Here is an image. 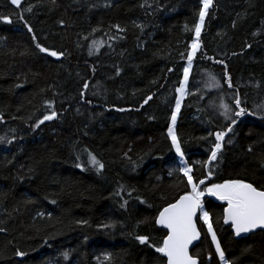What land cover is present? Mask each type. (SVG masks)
<instances>
[{"label": "trees", "instance_id": "trees-1", "mask_svg": "<svg viewBox=\"0 0 264 264\" xmlns=\"http://www.w3.org/2000/svg\"><path fill=\"white\" fill-rule=\"evenodd\" d=\"M201 7L200 0H0V264L166 262L155 247L167 232L155 219L190 190L167 129L193 39L199 48L174 129L193 181L211 171L201 190L230 179L264 186V0H212L197 38ZM37 43L64 55L40 52ZM235 93L249 114L229 132L218 105L223 97L233 106ZM218 131L221 150L205 166ZM87 153L104 165L99 172ZM201 205L229 264H264V231L237 239L223 220L226 201L205 193ZM198 223L203 239L192 255L222 264Z\"/></svg>", "mask_w": 264, "mask_h": 264}, {"label": "snow or ice", "instance_id": "snow-or-ice-1", "mask_svg": "<svg viewBox=\"0 0 264 264\" xmlns=\"http://www.w3.org/2000/svg\"><path fill=\"white\" fill-rule=\"evenodd\" d=\"M11 3L18 6L20 5L21 0H11ZM200 3L202 4V7L199 10V21L194 26V32L197 38L201 33L206 11L212 4V0H200ZM30 10V6L25 9V11ZM3 19L5 21L8 20L7 17H3ZM20 19H23L22 16ZM24 26L29 32H32V28L28 26L26 22ZM116 27L118 28L119 26ZM32 39L34 41L36 40L35 35H33ZM93 43L96 45V42ZM36 47L40 52L48 53L52 57H60L64 55L63 52H57L54 50L50 51L48 48L41 46L39 43L36 44ZM190 48L191 50L187 52L188 66L183 68V79L180 81V86L175 88V93L177 94L175 98V108L171 112V124L167 129L168 137L171 140V148L174 149L175 153L180 157L182 163L184 153L181 149V143L173 130V125L176 122L177 113L181 107V101L186 95L185 85L189 78V69L191 67L193 56L199 48V43L196 39H193ZM220 63H223V61H220ZM225 76L227 77V73H225ZM210 79L212 82L211 87H220L219 81H217L214 76L210 77ZM226 83L229 88L232 87L230 79L226 80ZM83 88L87 89L88 84L85 83ZM81 96H83V93H81ZM48 103L49 107H51V102ZM232 105L233 106H230L225 103L223 97H221L220 104L218 105V108L222 110L221 114L224 118L226 120H230L226 129L229 132L232 130V125L236 124L237 120L241 116L249 114L248 110L241 106V100L238 93L233 95ZM259 107L264 110V105ZM250 114L256 115L254 112ZM56 115L57 113L55 111H52L49 115H44L41 120L37 121V125L43 123L44 121L53 119ZM209 135L213 134L209 133ZM214 135L215 143L210 148L211 154L208 156L205 166H207L209 162L217 159V153L221 150V141L225 136V132L218 131ZM3 139V137H0V140ZM229 143H231V141H229ZM77 159H79V157H77ZM86 163L95 167L98 172L104 167V165L100 163L91 153H87ZM76 167L82 168L83 165L77 163ZM178 171L183 173V176L186 177L187 185L190 190L181 195L174 203L167 204V206L163 207L159 211V215L156 217L155 223L163 225L167 229V235L163 237L160 246L155 247V251L162 254V257H166V264H198L197 257L189 254V245L200 236V232L198 231L194 220V217H197L204 222V225H206L207 234L210 236L211 243L215 246V252L218 254L222 264H229V261L225 259V254L221 249L216 232L213 230L210 213L204 211L202 208L201 197L205 193H208L209 195L217 197L221 201L227 202V207L223 210V220L225 223L230 222V226L234 230L235 235L239 236L242 233H249L257 228L264 230V186L256 187L252 183H247L244 180L230 179L224 180L222 183H212L201 190V186L204 185L205 181L213 175L211 171H208L203 179H198L195 182L193 181V176L191 175L193 172L191 166L185 164L183 167H180ZM169 174L171 175V173ZM116 194L119 195V192ZM99 227L112 228L114 227V224H101ZM135 239L140 244H146L149 237L138 235ZM149 246L154 247L152 245ZM15 255L23 257L25 256V253L17 251ZM63 255L67 258L68 253L65 252ZM110 258V254H104L105 260H109Z\"/></svg>", "mask_w": 264, "mask_h": 264}, {"label": "water", "instance_id": "water-1", "mask_svg": "<svg viewBox=\"0 0 264 264\" xmlns=\"http://www.w3.org/2000/svg\"><path fill=\"white\" fill-rule=\"evenodd\" d=\"M201 198H202V197H201ZM178 199H179V198H178ZM174 202H175V201H174ZM174 202H173V203H174ZM226 207H227V206H226ZM158 215H159V214H158ZM198 216H199V213H198ZM194 220H195V222H196L197 229H198V231L200 232V236H199L198 239L192 241V243L189 245V254H190V255H192V250L194 249V247L197 246L198 244H200L201 241H202V239H203V233H202V231H201V229H200V227H199L198 218H197V217H194ZM226 224H227V225H230V222H228V223H226ZM157 226H158L160 229H163V230H165V231L167 232V229H166L163 225H158V224H157ZM260 230H262V229L257 228V229H255V230H252V231L249 232V233H242V234H240L239 236L235 235V233H234V235H235V238H237V239H242V238H246V237L249 236L250 234H252V233H254V232H257V231H260ZM232 231L234 232L233 229H232ZM262 231H264V230H262ZM197 259H198V264H200V259H199L198 257H197ZM164 264H166V262H165Z\"/></svg>", "mask_w": 264, "mask_h": 264}, {"label": "rangeland", "instance_id": "rangeland-1", "mask_svg": "<svg viewBox=\"0 0 264 264\" xmlns=\"http://www.w3.org/2000/svg\"><path fill=\"white\" fill-rule=\"evenodd\" d=\"M197 40V39H196ZM198 41V40H197ZM197 51V50H196ZM185 87H186V85H185ZM186 94H187V90H186ZM185 97V96H184ZM183 97V98H184ZM177 117H178V113H177ZM177 120V119H176ZM175 124H176V122H175ZM175 124L173 125V130L175 129ZM178 156V155H177ZM179 157V156H178ZM179 159H180V157H179ZM185 165V162H184V158H183V165H182V167ZM202 223L204 224V222L202 221ZM205 227H206V225H205ZM206 229V228H205Z\"/></svg>", "mask_w": 264, "mask_h": 264}]
</instances>
